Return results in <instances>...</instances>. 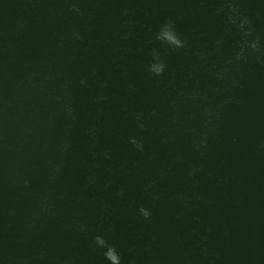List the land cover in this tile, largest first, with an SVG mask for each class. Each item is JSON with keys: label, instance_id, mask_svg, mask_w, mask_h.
I'll list each match as a JSON object with an SVG mask.
<instances>
[{"label": "water", "instance_id": "water-1", "mask_svg": "<svg viewBox=\"0 0 264 264\" xmlns=\"http://www.w3.org/2000/svg\"><path fill=\"white\" fill-rule=\"evenodd\" d=\"M97 235L264 264V0H0V264H109Z\"/></svg>", "mask_w": 264, "mask_h": 264}, {"label": "clouds", "instance_id": "clouds-1", "mask_svg": "<svg viewBox=\"0 0 264 264\" xmlns=\"http://www.w3.org/2000/svg\"><path fill=\"white\" fill-rule=\"evenodd\" d=\"M230 20L233 24H237V27L241 30L245 38L251 35L252 29L250 27V22L246 16H241V17L233 16L230 18ZM157 35L158 37L163 36L169 47L182 48L184 46V40L181 39L180 35L177 33L173 25V22L170 20L165 21L160 26ZM259 44H260L259 39H256L250 42L249 46L252 49H257ZM243 51L244 49L241 48V51L237 53L236 56L237 59L241 58ZM165 68H166V64L164 63V61L159 57H154L153 60L148 65V72L152 75L159 76L164 72ZM141 127H143V125H141ZM131 143L134 144L137 149L143 148V144L135 139H132ZM139 212L145 218H148L151 215L150 211L145 207H140ZM94 240H95V244L98 247L105 249L103 255L105 259L109 262V264H121L120 253L117 251L114 245L109 244L106 240H103V242L100 243L101 238L99 235H97L94 238Z\"/></svg>", "mask_w": 264, "mask_h": 264}]
</instances>
